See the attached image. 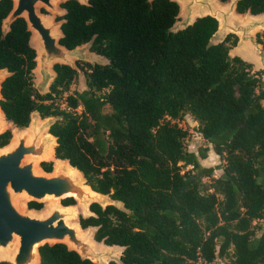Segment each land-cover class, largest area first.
I'll return each mask as SVG.
<instances>
[{"label":"trees","instance_id":"obj_1","mask_svg":"<svg viewBox=\"0 0 264 264\" xmlns=\"http://www.w3.org/2000/svg\"><path fill=\"white\" fill-rule=\"evenodd\" d=\"M11 6L0 0V68L10 72L0 88L5 119L23 128L33 111L54 117L48 128L54 156L80 170L92 189L122 202L90 204L95 215H79L80 226H96L95 240L122 246L123 264H214L217 257L264 264V229L254 237L253 223L264 216V80L230 54L237 37L210 43L217 20L209 15L171 30L179 11L174 0H67L59 43L90 41L105 62L75 61L85 87L70 93L77 71L56 63L40 93L25 20L17 17L2 31ZM236 10L264 12V0H238ZM256 39L264 49V30ZM186 113L222 163L204 165L207 149L185 147L187 130L171 120ZM9 136L0 133V145ZM39 165L51 170L50 161ZM38 253L40 264H97L63 243H45Z\"/></svg>","mask_w":264,"mask_h":264},{"label":"water","instance_id":"obj_2","mask_svg":"<svg viewBox=\"0 0 264 264\" xmlns=\"http://www.w3.org/2000/svg\"><path fill=\"white\" fill-rule=\"evenodd\" d=\"M65 1L67 0H12L11 9L2 19L4 33L15 18L22 17L25 20L30 32L29 44L35 51V68L38 73L33 86L40 93L47 91L42 90L54 77V64L63 63L76 69L75 61L86 58L82 45L66 48L59 43L62 37V20L55 21L42 12L44 8L63 14L65 10L60 5ZM77 1L81 4L88 3V0ZM174 1L178 4L179 11L171 30L184 29L196 18L209 15L217 20V28L209 42L217 43L223 41L227 34H234L237 40L233 54L254 65L255 69L264 70V49L256 39L258 30H264V12L240 13L236 10L238 0ZM90 43H84L89 51ZM90 56L92 55L88 54ZM103 62L105 61L94 63ZM9 74L6 68H0V88ZM0 114L4 116L1 108ZM54 120L55 118H48L39 121L38 112L33 111L27 125L30 130L28 138L23 133H14V141L0 148V264H40L38 247L45 243H63L81 259L97 264H109V261L123 264L120 260L122 246L108 245L102 241H98L101 246H97V240L92 238L96 226H87L86 235H79V221H70L76 218L74 209L57 200L72 197L80 205L82 217L95 215L89 209L92 203H97L102 208L106 205L122 208V202L92 189L82 172L67 159L54 156L61 162L53 164L50 172L41 171L36 166L37 160L44 158L42 155L50 145L54 153L56 137L48 131ZM20 197L39 203L48 200V203L43 208L32 210V207L24 208L20 205ZM116 202L121 203V206Z\"/></svg>","mask_w":264,"mask_h":264},{"label":"rangeland","instance_id":"obj_3","mask_svg":"<svg viewBox=\"0 0 264 264\" xmlns=\"http://www.w3.org/2000/svg\"><path fill=\"white\" fill-rule=\"evenodd\" d=\"M58 7H60V6L58 5ZM42 12L47 14V16H49L50 18H53L55 21H60L58 19V17H60L62 15V12H51V11H49L47 9H44V8L42 9ZM241 16L243 17L244 15H241ZM260 30L261 29H259L258 31H260ZM234 46H235V44L230 46V49H229L230 54H233ZM81 47L83 48V52L86 54L85 55L86 58L85 59H78L76 61H81V62L88 61L90 63L105 61V58L102 55H99V54H96V53H94L92 51H89V49L87 48V44H84V45L82 44ZM88 54H91L92 56L88 57ZM252 68L254 70H257V69L254 68V65H252ZM258 70H260L262 72V78L264 80V70H262V69H258ZM76 71H77V73H76V75L74 77V80L69 86V93L73 92L74 90H80L83 87H85V75H84L83 70L78 68V67H76ZM37 76H38V73H37V70H35L34 71V83H36ZM48 85L49 84H47L42 91L48 90ZM104 110L105 111H109V107L106 105L104 107ZM48 118H53L54 119V117H52V116L45 117V118L42 119L39 116V114H38V120L39 121L44 120V119H48ZM171 121L177 123L179 126H181L182 128L187 130L188 134H187V136L184 139V145H185V147L187 149L193 150L195 152H197L198 149H201V148L207 149L206 157L200 159V162L202 164H204V165H217V164H220V163L223 162V160L219 157V155H217L213 151L211 144H209L201 136L200 132L196 129L197 121L193 117V115H191L190 113H186L183 117L178 118V119H172ZM0 126H2V129L9 128V129L12 130L13 136H12V140L11 141H14V139H15L14 133H19V134L23 133L26 138H28V136H29L30 130H29L28 127H24V128L15 127L12 123L6 121L2 114H0ZM42 157H44V158L43 159H38L37 162H36L37 168L39 170H41V171H43V170L40 168L39 164H40V161H42V160H52V162H53V159H54V164L55 165L57 163H59L58 159L54 158L53 148H52V151H50V154L42 156ZM218 172H219V169H215L214 170V175H217ZM62 199L63 198H59L57 200V202L61 204V200ZM28 201H29L28 198L20 197V205L23 206L24 208H30L28 206ZM47 203H48V200L41 201V208H43ZM116 204L118 206H121V203H119V202H116ZM67 206L69 208H73L75 213H76V218L75 219H71L70 221L71 222L78 221L79 215L83 214V212L81 211L80 205L75 201V203L69 204ZM31 209L32 210H38L36 208H31ZM253 223H254V237H256V236H258L260 234L261 230L264 229V216L262 218H260V219L254 220ZM97 245L101 246L100 242L97 241ZM105 259H107V258H105ZM226 262H227L226 258L217 257L215 259V261H214V264H226Z\"/></svg>","mask_w":264,"mask_h":264},{"label":"flooded vegetation","instance_id":"obj_4","mask_svg":"<svg viewBox=\"0 0 264 264\" xmlns=\"http://www.w3.org/2000/svg\"><path fill=\"white\" fill-rule=\"evenodd\" d=\"M4 117V119H5V116H3ZM6 120V119H5ZM6 121H8V120H6ZM8 122H10V121H8ZM11 123V122H10ZM15 126V125H14ZM15 127H17V126H15ZM27 127V126H26ZM19 128H21V127H19ZM24 128V127H23ZM6 130H9V132H10V136H9V138H8V140L4 143V144H2V145H0V148H3V147H5L6 145H8L9 143H10V141L12 140V136H13V134H12V130L11 129H9V128H6V129H2L1 131H0V133H2V132H4V131H6ZM55 158V157H54ZM42 161H50L51 162V170H53V164H54V162H52V160H42ZM41 162V161H40ZM40 166V165H39ZM41 168V167H40ZM42 169V168H41ZM43 170V169H42ZM50 170V171H51ZM44 171V170H43ZM50 171H45V172H50Z\"/></svg>","mask_w":264,"mask_h":264},{"label":"bare ground","instance_id":"obj_5","mask_svg":"<svg viewBox=\"0 0 264 264\" xmlns=\"http://www.w3.org/2000/svg\"><path fill=\"white\" fill-rule=\"evenodd\" d=\"M46 18H47V17H46ZM36 69H37V68H35L34 71H35ZM34 71H33V72H34ZM52 143H53V142H52ZM52 148H53L52 145H50L49 148H48V150H47L42 156H45V155L50 154V151H52ZM58 161L61 162V160H59V159H58ZM56 165H57V164H56ZM74 172H75L76 174H78L79 177H81L80 174H79L76 170H74ZM78 234L81 235V236H83V235L85 236V235H86L85 228H82V227H79V226H78ZM96 243H97V242H96ZM96 245H97V244H96ZM97 246H98V245H97ZM36 263H38L37 260H36Z\"/></svg>","mask_w":264,"mask_h":264}]
</instances>
